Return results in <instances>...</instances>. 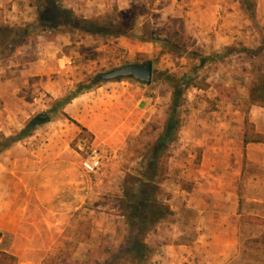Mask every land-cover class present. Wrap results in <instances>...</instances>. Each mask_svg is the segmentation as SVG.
Here are the masks:
<instances>
[{
  "label": "rangeland",
  "instance_id": "rangeland-1",
  "mask_svg": "<svg viewBox=\"0 0 264 264\" xmlns=\"http://www.w3.org/2000/svg\"><path fill=\"white\" fill-rule=\"evenodd\" d=\"M253 1L208 0L207 6L205 0H104L98 15L83 16L64 0H0V133H17L33 117L50 116L0 154V252L17 255V264H54L62 257L92 264L113 260L114 248L124 246L128 236L120 208L125 181L145 170L144 157L136 151L144 150L139 143L149 136L141 138L139 129L151 124L155 133L163 130L172 91L168 78L175 77L190 86L184 96V124L178 140L170 144L169 172L161 183V199L172 214L148 234L147 257L139 264H264V224L241 216V239L235 255L228 256L231 241L208 240L209 226L204 228L198 212L186 206L195 183V195L211 190L200 194L203 204L210 205L206 212L216 202L214 177L200 179L201 166L215 170L216 161L201 164L207 147L200 142L207 137L199 115L191 121L189 113L206 101L211 104L219 86L235 87L243 97V86L264 73V55L256 52L258 47L247 52L241 45H264V15L253 16ZM233 8L240 11L237 25L227 12ZM17 13L24 15L18 19ZM170 17L185 20L181 36L165 33ZM28 38L31 42L25 44ZM145 43L152 44L148 53L135 51L134 44ZM215 44L238 45L234 52L226 47L217 53L211 49ZM148 61L157 70L150 85L128 77L121 78L126 83L97 77L125 64ZM81 84L87 86L82 97L67 111L56 108L59 98ZM123 87L125 95L119 97ZM68 117L79 124L100 123L107 143L88 137L83 141L86 150L103 155L102 170L87 174L89 194L79 210L55 215L32 198L13 235L10 191L16 186L11 176L17 181V174L32 175L46 154L72 155L83 171L81 152L74 144L76 124ZM100 247L113 252L101 256Z\"/></svg>",
  "mask_w": 264,
  "mask_h": 264
},
{
  "label": "crops",
  "instance_id": "crops-1",
  "mask_svg": "<svg viewBox=\"0 0 264 264\" xmlns=\"http://www.w3.org/2000/svg\"><path fill=\"white\" fill-rule=\"evenodd\" d=\"M205 1L207 6H209L210 2L207 3L208 0ZM64 2L69 8L73 9V12L83 16L98 15L100 9L105 8L104 0H64ZM261 11L264 12V0H257L256 12L260 18L264 15ZM227 12H229L228 16L236 18L235 24L237 25L240 11L237 8H233ZM23 15L24 13L21 14V17ZM16 17L18 19L21 18L19 13L16 14ZM231 25L233 29V23ZM29 39L25 41V44L31 42ZM118 45L122 46L126 44ZM150 45L152 44H134L133 47L136 48V52L148 53L151 50L149 49ZM237 45L215 44L211 49L217 53H221L222 49L226 47L234 48ZM241 45L254 49L261 44ZM97 49H101V47ZM39 60L41 63L43 57H39ZM219 75L220 71L217 72V76ZM114 81L126 83L124 79ZM249 83L242 88L243 97L246 98L249 96ZM230 85L233 84L227 83V86ZM210 88L206 89L207 94ZM125 89L123 87L121 91L119 90V97L125 95ZM215 91L217 95L219 92L217 89ZM82 95L83 92L71 102L78 100ZM207 97L212 98L210 95ZM70 103L64 108L65 111H67V106L71 105ZM195 108L196 112L191 110L189 113L190 120L192 121L195 115H199L200 129L207 137L205 142L202 140L200 142L203 146L206 145L207 147L201 164L206 165L209 160L216 161L215 170L204 171L205 169H202L203 166H201V174H203L200 176V179H203V177H214L211 186L215 183L216 202L213 203L215 208L212 206L210 208L211 212H206V209H209L210 205L203 204L204 195L200 194L211 190H200V192H197L199 194L195 195V187L197 186V183H195L194 187L188 192L189 200H187L186 206L198 212L201 218L200 223L204 228L206 224L209 226V230H207L208 236L206 237L208 240L231 241V246L229 247L231 250L227 255L234 256L237 251L236 242L241 239L240 217L255 216L264 218V143L244 144L245 114L239 105L220 103L217 109H212L211 104L206 101L205 104ZM249 117L250 121L255 125L256 131L264 134V107L259 105L251 106ZM81 125L89 130L95 142L107 143L106 140H103L104 137L102 136L101 129H99L100 123L87 124L81 122ZM141 129H139V133ZM80 130V127L76 125L75 138L81 132ZM190 132H192L191 128ZM190 138L192 137L190 136ZM211 149H214V154L208 152H211ZM42 159L43 162L40 161V165L34 170L32 175L28 174V172H25V174L29 176L17 174L19 177L17 181L11 176V182L13 180L16 186L15 190L12 188L10 191L11 233L13 235H17L23 216L29 208L32 198L40 201L43 208L48 212L63 216L79 210L88 197L90 189L88 182L89 174L87 175L86 172L83 173L80 170V161L78 162L76 157L67 154L64 156L60 154H55L54 156L46 154L45 156L42 155ZM26 177L28 178L26 179ZM81 182L83 186H81ZM198 198H200V201ZM198 252L201 253V251ZM201 263V261L200 263L198 262V264Z\"/></svg>",
  "mask_w": 264,
  "mask_h": 264
},
{
  "label": "trees",
  "instance_id": "trees-1",
  "mask_svg": "<svg viewBox=\"0 0 264 264\" xmlns=\"http://www.w3.org/2000/svg\"><path fill=\"white\" fill-rule=\"evenodd\" d=\"M257 0L253 1L252 11L253 16L256 12ZM164 31L167 34L181 36L185 32V20L181 17H170L165 23ZM235 48H228V51L234 52ZM243 51L250 52L249 48H242ZM257 53L264 55V45L256 50ZM264 70V66H263ZM157 70L154 69V73ZM169 82L172 88L170 104L167 110L166 122L162 131L155 133L151 124L141 130L140 137L149 136L147 140L141 139L139 144L144 145V150L138 149L136 153H140L139 157H144L142 165L145 170L138 176L129 175L126 179V185L121 196V212L125 217V223L128 228V236L125 240V245L115 249L112 258H106L102 262L95 260L93 264H139L147 257V236L150 231L154 230L158 223L164 221L168 215H171V209L162 199L163 188L162 181L167 177L169 172V150L170 144L176 142L179 133L184 124L183 106L186 102L184 96L189 83L183 79L169 77ZM89 87V86H88ZM87 88L83 84L79 85L77 91H72L65 96L59 98L56 102V108H65L75 97ZM248 98L240 96L235 87L224 88L218 87V94L214 100H211L212 109H217L220 103H232L234 105L241 104L245 114L244 121V144L248 143H264V134L258 133L255 125L250 121L249 110L253 105L264 107V73L259 75L257 79L251 81L248 86ZM185 112V111H184ZM50 116L48 113H42L33 117L28 124L19 132L11 135L0 133V154L8 150L15 143L30 136L37 126L48 122ZM70 121L80 127L81 132L74 140V144L78 146L79 140L84 138L93 139V135L89 130L83 127L75 120L68 117ZM142 145V146H143ZM145 152V153H144ZM149 152V154H148ZM254 222L264 224V218L247 216ZM2 233L0 232V238ZM106 247L99 248L101 256H110L113 252ZM117 253V254H116ZM109 255V256H108ZM145 261V260H144ZM18 257L13 253L1 251L0 264H17ZM54 264H92V260L84 262H71L69 257H62V260L56 261Z\"/></svg>",
  "mask_w": 264,
  "mask_h": 264
},
{
  "label": "water",
  "instance_id": "water-1",
  "mask_svg": "<svg viewBox=\"0 0 264 264\" xmlns=\"http://www.w3.org/2000/svg\"><path fill=\"white\" fill-rule=\"evenodd\" d=\"M153 76L154 64L152 61H148L142 64H125L113 70L100 73L97 77L98 79L104 81H111L128 77L150 85L153 82Z\"/></svg>",
  "mask_w": 264,
  "mask_h": 264
},
{
  "label": "built area",
  "instance_id": "built-area-1",
  "mask_svg": "<svg viewBox=\"0 0 264 264\" xmlns=\"http://www.w3.org/2000/svg\"><path fill=\"white\" fill-rule=\"evenodd\" d=\"M86 142L79 140L78 149L81 152V167L89 175L97 174L103 167V155L96 149L86 150Z\"/></svg>",
  "mask_w": 264,
  "mask_h": 264
}]
</instances>
